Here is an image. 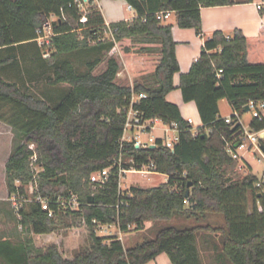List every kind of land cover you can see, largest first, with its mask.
Returning a JSON list of instances; mask_svg holds the SVG:
<instances>
[{
    "label": "trees",
    "instance_id": "16d2710c",
    "mask_svg": "<svg viewBox=\"0 0 264 264\" xmlns=\"http://www.w3.org/2000/svg\"><path fill=\"white\" fill-rule=\"evenodd\" d=\"M125 1L137 16L108 26L97 7L82 10L79 4L84 0H0V117L19 136L6 162L10 194L25 192L15 182L33 180L32 159L37 154L39 193L52 199L76 193L82 202L78 210L57 209L53 203L55 216L30 203L28 209H21L18 220L26 231L46 234L55 230L62 214L74 213L84 219L91 237L90 247L76 250L72 258L64 256L57 244L36 246L32 236L18 241L1 238L0 264H146L161 253H166L172 264H205L199 242L208 243L210 237L228 264H264V187L253 173L238 181L226 177V168L236 164L228 149H235L243 126L227 123L219 106V101L227 98L233 111L242 115L249 100H264V23L255 36L238 28L229 36L215 31L189 71L181 72L176 86L174 76L181 68L173 24L157 17L158 12L174 11L178 26L202 34V7L254 0ZM52 17L54 34L46 57L37 30ZM105 30L111 34L108 40L102 38ZM138 37L159 45L160 59L149 77L135 80L133 85L118 83L121 65L113 55L107 58L106 68L95 73L102 63L100 53ZM84 49L99 55L87 63L85 73L69 59L58 61L61 55ZM36 53L51 64L50 85L71 86L57 104L35 97L17 81L3 77L7 66L20 61L29 64ZM176 88L184 102H195L198 108L202 124L197 135L179 105L167 98ZM140 93L146 96L134 101ZM131 109L142 120L177 122L174 148L166 146L162 138L155 139L154 147H136L134 139L124 138ZM263 128L264 118L252 119V131ZM261 145L264 147V139ZM107 167V182L92 183L91 174ZM143 167L167 175V180L123 191L120 168ZM207 214L222 215L224 224L180 228L163 223L173 218L199 220ZM106 224H116L122 233L150 226L155 236L126 248L117 234H97V227Z\"/></svg>",
    "mask_w": 264,
    "mask_h": 264
},
{
    "label": "rangeland",
    "instance_id": "374dc122",
    "mask_svg": "<svg viewBox=\"0 0 264 264\" xmlns=\"http://www.w3.org/2000/svg\"><path fill=\"white\" fill-rule=\"evenodd\" d=\"M121 8L124 9L123 5ZM85 9H83L84 12H87V8ZM130 15L133 14L130 13ZM54 18L55 17H52L51 21ZM175 21L176 14H172L169 19H166L163 22L174 23ZM104 32L105 34L102 38L103 40H108L111 34L107 30ZM91 44H95L93 39L91 40ZM142 46H147L153 49L149 51L141 50ZM126 48H128V52H126ZM34 51L35 50H31V53ZM7 54L9 53H3V55ZM40 55V53H36V59H33L29 64L20 61L19 64L7 66L3 70V77L6 80L17 81L25 92L30 93L35 97L43 98L54 105L59 102L64 93L69 90L71 86L68 84H60L58 86L50 85L47 82V77L52 73V67L51 64L43 60ZM100 55L102 56V63L95 69V73L102 72L106 68L107 58L110 55H113L119 60L121 65L117 82L124 85H131L135 80H143V78L147 76L149 77L155 70L160 59L159 45L148 44L144 37H138L134 40L126 39L121 43H117L110 51L104 52L103 54L100 53ZM97 56H99L98 52L95 53L89 49H84L78 52L61 55L59 56L58 61L69 59L74 63L76 69L80 73H85L88 71L87 63ZM220 105L223 115L233 114V108L227 98H222L220 100ZM252 117L250 111L244 113L243 122L248 129ZM167 129H169L168 124L163 121H158L152 132L149 130L143 131L141 128L135 127L133 130H126L124 137L131 138L138 136V139L149 145H151L156 138H164L165 140H174L176 142L177 140L175 138L178 137V132L172 129L167 131ZM18 142L19 136L17 131L13 129L6 120L0 117V239L10 238L13 241H18L32 236L36 246L46 248L51 244H57L64 256L72 258L76 250L88 249L91 245L90 230L83 218L74 213H64L58 218L54 231L46 234H33L23 229L18 220L20 217H18L12 210L9 201L10 189L9 178L6 171V162L11 150ZM243 151L244 149L239 152ZM259 157H262L261 153H256V155L249 154L248 156L255 167V172L260 175L263 164L258 161ZM234 159L236 164L230 165L226 168V177L229 178L230 181H238L246 174L250 173L239 158L234 157ZM32 168L35 171L33 180L29 183H23L20 180H16L15 182L17 186H22L26 193H31L32 187L39 188V165L34 162L32 163ZM166 180L167 175L163 173L154 172L151 174H143L136 169L131 168L130 171L123 173L120 180V187L123 191L132 186L152 187L157 186ZM252 202L253 197L250 199V205H252ZM29 205L30 204H27L25 208L28 209ZM179 219L180 218H173L170 221L163 223L179 227H191L198 223H212L215 225H221L224 223V218L220 214H207L206 217L200 218L199 220H186L183 225L177 223V220ZM99 228L100 226L97 227V234L99 236H105L104 229ZM115 232H120L119 228L117 226L110 227L107 235H113ZM121 233L122 232L119 233V236ZM125 234L122 236L125 246L136 245L147 238L155 236V233L151 231L150 226L145 229V231L132 230ZM200 245L203 246L201 242H199V248ZM32 263H35V260H32Z\"/></svg>",
    "mask_w": 264,
    "mask_h": 264
},
{
    "label": "crops",
    "instance_id": "0c3cea01",
    "mask_svg": "<svg viewBox=\"0 0 264 264\" xmlns=\"http://www.w3.org/2000/svg\"><path fill=\"white\" fill-rule=\"evenodd\" d=\"M122 5L124 9L121 8ZM128 5L129 4L125 0H92L91 3L89 2V0H84L81 8L82 10L85 8H87L88 10L90 6L97 7L104 15L105 22L109 26L110 23L112 22L119 20H132L137 16L135 10L130 9ZM129 12L132 13L133 15H130ZM172 14H176V12L172 11ZM201 16H202V30H203L202 34H198L195 28H182L178 26L177 14H176V21L174 23H171L173 24V37L174 40L177 42L176 54L181 68V71L179 73H176L174 76V83L176 86H179L180 84L181 72L189 71L193 62H195L199 58L201 51L205 45V41L208 38H210L215 31L221 30L227 36H229L233 33L235 29L238 28L241 29L248 36L258 35L260 26L264 23V8L262 10L258 9L254 1L240 2L231 5L204 6L201 8ZM167 98L168 100L179 105L183 116L186 119L191 118L193 120L194 126H200L202 124L200 113L198 111L195 102H189V103L184 102L180 88H176L173 91H171L167 95ZM219 106H220V114L222 117H227L231 115V114H224V115L222 114L220 101H219ZM243 118H244V114L241 115L242 122H243ZM253 118L254 117L251 118L250 123ZM153 129L154 128L150 129V132H152ZM126 139H130V138H126ZM162 139L165 140L164 138ZM256 153L259 154L261 153L257 147H252L249 150H244L243 152H239L240 154L239 160L245 165L248 172L258 176L259 180L261 181L264 187L263 155L261 157L262 158L261 161H259V159L261 158L260 157L258 158V161L262 162L263 164L260 175L257 174V172H255V167L248 158L249 154L256 155ZM186 220H191V219L180 218L179 220H177V223L183 225ZM223 224H221L220 226H222ZM180 228H186V227H180ZM119 233L120 232H115V234L118 235ZM124 234L125 233H121V235L119 236L122 239V241H123L122 236ZM213 242H214L213 238L210 237L208 243L203 242V246L200 245V252L203 256L204 263L228 264V260L219 252V250L216 248ZM125 247L126 248L130 247V245ZM146 264H172V263L166 253H161L155 259L149 261Z\"/></svg>",
    "mask_w": 264,
    "mask_h": 264
},
{
    "label": "built area",
    "instance_id": "2783aa9c",
    "mask_svg": "<svg viewBox=\"0 0 264 264\" xmlns=\"http://www.w3.org/2000/svg\"><path fill=\"white\" fill-rule=\"evenodd\" d=\"M256 7L260 10L264 8V0H254ZM80 7H82V3L80 2L79 4ZM130 9H133L131 5H128ZM172 14V11H161L157 13V17L159 20H166L168 19ZM52 21L51 18L48 19L43 28L38 29L37 32L39 33L38 37V42L41 46L44 47V56L48 57L50 55L48 46L51 42V37L54 34L52 30ZM222 70L219 71V74ZM146 94L140 93L137 96H134V101L139 100L142 97H145ZM246 106L249 107V111L252 113V116L254 118H264V100H254L251 99L249 102L246 104ZM225 121L227 123H232V124H241L243 126V131L241 135V139L237 142L239 145L233 149L232 147H229L228 151L232 154L233 157L239 158V150H249L252 147H257L259 151L262 153L263 158H264V151L261 148V140L264 139V128L260 129L258 131H252L250 129L246 128V126L243 124L242 119H241V114L239 111L234 110L233 114L230 116L224 117ZM158 118L155 119H150V120H142L141 117H138L137 112L133 111L132 109L129 112L128 120L126 123L125 131L128 129H134L135 127L141 128L143 131H147L152 128H154L156 122L158 121ZM189 123L193 125V120L191 118L187 119ZM169 129L176 130L177 132L179 131L178 129V123L177 122H172L168 124ZM198 127L199 126H194L192 128V133L193 135L198 134ZM167 129V131L169 130ZM125 138V137H124ZM130 139L135 140V146L136 147H141V146H151L152 144H155V141L152 142L151 145L148 143L142 142L140 139H138V136L136 137H131ZM178 141V137L175 138ZM176 141V142H177ZM176 142L174 140H164V144L170 148H174ZM236 143V144H237ZM31 147H34L33 145H30ZM33 162H36L37 160V154H34L33 156ZM262 159H259L261 161ZM40 168V166H39ZM131 169H125V168H120V180L123 175V173H126L130 171ZM143 174H151L155 171H152L150 167H143L141 170H137ZM110 173V168H104L102 170L95 171L91 174V182L92 183H98V184H104L107 182L108 177ZM121 184V182H120ZM9 201L11 203V206L14 210V212L17 214L18 217H22L21 209H23L27 204L30 203H35L41 205L42 209L48 212L49 216H55L57 209H65V210H78L80 209L82 202L76 193H71L70 195H58L56 198H51L48 195H43L39 193L38 187L33 188L31 190V193H26L17 191L9 195ZM53 203L57 206V209L53 206ZM117 226L116 224H106V225H101L99 229H104L105 234L109 233V228L110 227H115ZM118 227V226H117Z\"/></svg>",
    "mask_w": 264,
    "mask_h": 264
},
{
    "label": "water",
    "instance_id": "95a60500",
    "mask_svg": "<svg viewBox=\"0 0 264 264\" xmlns=\"http://www.w3.org/2000/svg\"><path fill=\"white\" fill-rule=\"evenodd\" d=\"M247 111H249V107L248 106H246L245 107V112H247ZM239 145V143H237L236 144V147ZM155 146V144H152L151 145V147H154ZM261 148H262V150L264 151V147L263 146H261ZM191 184H192V182H189V184H188V189H187V195H189V187L191 186ZM93 201V196H90L89 197V202H92Z\"/></svg>",
    "mask_w": 264,
    "mask_h": 264
}]
</instances>
